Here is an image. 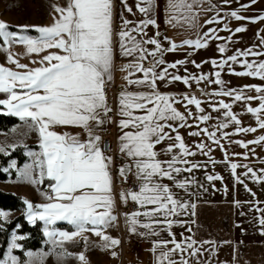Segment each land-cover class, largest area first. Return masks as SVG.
Returning <instances> with one entry per match:
<instances>
[{
  "label": "snow or ice",
  "instance_id": "6c2138e0",
  "mask_svg": "<svg viewBox=\"0 0 264 264\" xmlns=\"http://www.w3.org/2000/svg\"><path fill=\"white\" fill-rule=\"evenodd\" d=\"M121 2L127 12H133L127 0ZM207 2L209 0H166L167 23L174 28L196 31L201 27L198 23L199 14L210 12L215 7H203ZM223 2L227 5L230 0ZM255 3L256 0H250V4ZM157 6V0H137L135 7L145 19L133 23L122 18L120 31L116 34L120 54L133 58L125 66L129 69L128 76L142 74L136 79L126 77L127 83L146 88L144 91L125 90L119 96V119L116 121L120 130L119 152L126 158V162L119 167V176L124 182L128 181L130 175L137 181L136 188L122 191L120 198L125 204L131 201L139 206L137 210L126 214L130 232L135 234L140 228L145 230L139 232L140 235L157 237L160 235L159 230L168 232L169 239L153 241L151 251L155 254L154 264H190L191 259H195L196 264H206L200 258L205 253L215 252V242H198L192 236L183 237L179 241L176 239L175 233L171 231L173 225L179 223L183 226L186 222L174 218L187 215L189 208L193 209L192 214L195 215V204L179 199L164 181H171L177 188L184 190L196 184L197 181L191 174L206 165L194 162L190 157H195L198 153L210 157L213 151L211 144L224 150L222 140L237 143L245 149L250 144L264 143V134L247 142L229 139L232 135L256 133L258 128L264 129V84H246L240 88H232L222 79V73L227 69L230 75L254 77L264 81V59H248L264 57V50H257L264 48V36H259L258 33V45L237 48L233 54L225 56L232 35L246 29L242 26L230 29L226 18L217 12L206 19L204 24H223V29L232 35L221 37L218 35L220 29L209 27L202 33L196 31L195 39H185L182 42L190 48L202 49L207 48L211 40L224 41L217 46V51L221 54L219 59L211 58L202 62L210 64L212 71L199 75L188 73L187 68H184L185 75L169 72V69L178 70V66L189 63L187 59L169 64L158 59L151 66L145 67L144 61L149 56L155 57L157 53L176 51L178 48L175 42H170V46L164 49L160 40L147 37L146 29L157 26V21L153 18ZM249 6L242 4L241 9ZM56 12L59 16L50 26L34 28L38 34L36 36L27 34V25L18 26L19 31H11V26L0 20V38L4 45L24 44L29 54H39L46 49H58L62 53L49 52L38 62L33 61L39 66L29 67L21 64L9 51L8 62L24 71L0 64V94L6 97L0 99V106H3L0 112L18 117L29 131L38 133L40 151L28 153L33 161L20 175L32 184H43L46 179L50 183L48 192L44 193L46 203L34 205L24 200L28 222H43L44 235L54 249H60L58 258L74 256L81 264H87L84 252L71 253L64 248V243L73 241L76 237L86 240L83 237L85 232H92L100 237L101 246L105 250L121 243L104 231L117 219L114 214L113 177L110 171L113 157L102 150V137L97 133V129L106 122H112L110 113L113 109L107 104L105 86L112 79L113 2L69 0L67 7H57ZM228 16L236 21L248 20L253 23L264 20V15L246 17L239 10L230 11ZM155 36H159V32ZM145 45H153L154 50L149 51ZM191 63L195 68H201L200 63ZM237 64L242 70L237 71L233 67ZM164 81L169 84L181 82L189 86L192 82L217 85L218 90L205 95L228 97L231 102H225L224 99L209 100L208 108L211 111H207L202 106L203 101L195 95L184 94L177 97L160 92L158 82ZM253 91L257 95H248ZM252 101H258V106L252 107ZM237 102H242L246 112L254 116L256 127L242 126L238 114L233 111V105ZM177 104L183 105V112L178 110ZM191 106H194L195 111ZM213 113L219 115L214 116ZM214 120L215 124L209 123ZM230 126L233 131H225ZM57 127L82 128L87 139H82L79 134L59 133L54 130ZM181 129H195L189 131L188 136L203 135L206 140L202 138L189 145L181 134ZM10 147L15 148L16 145ZM0 153L7 154L6 149L0 147ZM224 154L234 175L238 167H245L247 171L244 176L250 175L256 182H264V169L258 174L248 165L232 163L226 150ZM243 155L247 158V153ZM208 163L215 164L216 161L210 158ZM11 167H15V164ZM34 170L37 171L35 176ZM2 171L8 172L9 169L4 168ZM184 173L189 175L183 176ZM206 178L208 181L222 179L219 175H207ZM237 181L243 183L239 177ZM245 188L247 189V185ZM248 191L251 192L250 189ZM259 204L260 202H255L253 210L262 213L258 224L261 234H264V207ZM0 216H6V213L0 211ZM57 221H66L75 230L58 231L53 227ZM187 231L191 232L192 229L189 227ZM24 239L23 235L13 233L7 254L0 258V264H21L19 258L13 255V250L21 248L18 241ZM26 255L29 259L25 264H33L34 256H43L32 252H27ZM112 255L115 256L116 252L113 251Z\"/></svg>",
  "mask_w": 264,
  "mask_h": 264
},
{
  "label": "crops",
  "instance_id": "0c3cea01",
  "mask_svg": "<svg viewBox=\"0 0 264 264\" xmlns=\"http://www.w3.org/2000/svg\"><path fill=\"white\" fill-rule=\"evenodd\" d=\"M112 2L114 54L111 72L112 79L107 82L106 87H113L119 91H144L146 90L144 86L129 85L125 79L126 77L129 79H136L141 77L142 74L135 73L131 77L128 76L129 69L125 66L128 65L133 58L124 57L120 54L116 34L120 31L122 18L137 23L145 19V17L143 14L139 13L135 7L137 0H127L128 6L133 9L132 13L125 10L121 0H112ZM242 4H249L250 6L247 9H241ZM157 5L153 13V18L157 21V26H149L148 29H146L147 37H154L160 40L162 48L164 49L170 46V42H175L178 48L176 51H164L162 54L157 53L155 57L149 56L144 61L145 67L151 66L154 61L158 59H163L166 64L187 59L190 61L189 63L178 66V70L169 69V72L185 75L184 68H187L188 73L199 75L212 71V66L210 64L202 62L211 58L219 59L221 54L218 53L217 46L224 43V41L211 40L209 41L208 47L202 49L190 48L183 45L182 42L185 39H195L196 31L202 33L209 27L220 29L218 35L221 37L227 38L229 35H232V33L223 29V24H204L206 19L216 15L217 12L226 18V22L230 29L234 30L237 26H242L246 29L244 32L232 35V41L228 43V52L224 54L225 56L233 54L237 48L245 49L250 46L258 45L259 36H264V20H256V22L253 23L248 20L236 21L228 16V13L233 10H239L240 14L246 17L264 15V0H256L255 4H250V0H230V3L227 5L224 4L223 0H209L203 7L208 8L211 7V5H215V7L212 8L210 12H201L199 14L198 23L201 27L196 31L172 27L167 23L166 0H157ZM157 32H159V36H155ZM258 33L259 36L257 35ZM165 37H167V39H165ZM145 47L149 51L154 50L153 45H145ZM257 50H264V48ZM248 59H264V57H249ZM191 61L200 63L201 68H195ZM233 67L237 71L242 70L241 66L238 64L233 65ZM222 79L226 82L228 87L232 88H240L246 84H255L258 86L264 84V81L258 78L230 75L227 69L222 73ZM218 88L219 86L208 84L207 82H192L190 86L184 85L181 82L171 84L167 81L158 82V90L162 93H168L177 97L184 94L195 95L198 99L203 101L202 106L205 107L207 111H211V109L208 108L209 100L224 99L225 102H231L228 97H207L205 95V93H211L214 90H218ZM248 95L255 96L257 94L253 91L249 92ZM119 96L120 94L116 96L112 102L107 103L108 106L113 109L112 113H110L112 122H106L97 129V133L101 135L103 139L109 129H112L113 132V147L116 153V159L113 163L118 165H116L115 175H112L113 165L110 171L113 177V197L115 200L114 214L117 216V219L110 226L106 227L104 231L105 234L115 236L119 240L121 236H124V249L121 252L120 247L118 252L117 246H115L113 249H116L117 254L112 257L104 258L100 264H154L155 254L151 251L153 241L158 239H169L168 232L159 230V237L142 236L139 232L145 230L138 228V232L134 234L130 232L128 224L126 223V214L128 213L120 215L116 213L117 210H122L129 205H134L137 209L139 207L131 201L125 204L120 198L122 190L120 187L114 186V184L117 185L121 180L118 171L119 167L122 163L126 162V158L119 152L118 137L120 135V130L116 122L119 119ZM258 103V101H252L251 106L256 107ZM176 107L181 112L184 111L182 104H177ZM191 107L193 111H195L194 106ZM233 111L238 114L242 126H257L254 116L246 112L245 105L242 102L235 103L233 105ZM213 115L217 116L219 114L213 113ZM209 123L215 124L216 121L214 120ZM204 126L206 125H201V127ZM54 130L59 133L68 132L73 135L79 134L82 139H87L86 132L79 127H57ZM192 130L195 129L180 130L187 144L192 145L202 138L206 140L203 135L201 137L188 136V132ZM225 131L232 132L233 127L230 126V128ZM262 134H264V129L258 128L256 133H240L230 136L229 139L232 141L239 140L247 142L255 140L257 136ZM36 135L37 148L38 151H40L38 133ZM221 143L224 145V150L211 144L213 151L210 157L203 156L199 153L195 157H190L192 161L201 165H206V167L194 170L191 174L195 177L197 181L196 184H192L187 190H184L177 188L171 181H164V183L170 185L179 199L187 201L189 204H195V215L192 214L193 209L189 208L187 215L175 217L174 219L186 223L183 226L179 223L174 224L171 231L175 233L178 241L187 236H192L198 242L204 240L214 241L215 252L205 253L204 256L200 258L202 261H205L206 264H264V234H261L260 225L258 224V218L262 213L253 210L255 202H260L259 206L264 207V182L258 183L251 179L250 175L248 177L244 176V173L247 171L245 167H238L234 175L230 163L225 161L224 154L226 150L232 163L248 165L259 174L260 170L264 169V143L250 144L247 149L241 147L237 143H229L228 140H222ZM249 149H251V151ZM243 153H247V158H245ZM210 158L216 161V163H208ZM188 175V173L183 174V176ZM207 175H219L222 179L208 181L206 178ZM183 176L180 178H183ZM129 177L137 184L135 177L131 175ZM237 177H239V180H242L243 183H239ZM44 183L46 188L43 190L48 192V184L50 181L46 179ZM245 185H247V189ZM248 189H250L251 192H249ZM252 193H255V195L253 196ZM142 222L145 221L142 220ZM59 223L70 225L66 221H59ZM71 226L74 228L73 225ZM189 227L192 229L191 232L187 231ZM84 234L96 236L92 232H85ZM181 234H183V236ZM169 247H171V245H169ZM190 264H196V260L191 259Z\"/></svg>",
  "mask_w": 264,
  "mask_h": 264
},
{
  "label": "rangeland",
  "instance_id": "374dc122",
  "mask_svg": "<svg viewBox=\"0 0 264 264\" xmlns=\"http://www.w3.org/2000/svg\"><path fill=\"white\" fill-rule=\"evenodd\" d=\"M68 0H0V20L7 22L11 28V31H19L18 26L27 25L29 26L27 34L31 36L38 35L34 28L39 26H50L56 18H58L59 13L56 12L57 7H67ZM2 39V38H1ZM3 41V40H2ZM9 51L12 56L19 60L21 64H26L29 67L39 66L38 63H33V61H39L43 55L49 54V52L60 53L58 49H46L42 53H31L27 52V47L24 44L20 43H11L8 45L0 46V64L12 68L17 71H24V69H17L14 64H10L7 60V56ZM62 54V53H60ZM6 98L3 94H0V99ZM3 106H0L2 108ZM2 113V112H0ZM12 116V115H10ZM15 117V116H14ZM18 118V117H17ZM37 132L29 131L24 123L15 128L10 134L4 135L0 134V147H4L7 150H12L10 146L15 144V148H24V154L28 158V162L24 164L18 170V178L14 181H8L6 183H0V191L6 193H12L18 197H20L23 201L28 200L29 202L35 204L46 203V199L44 193H46L41 187L42 184H32L26 179H23L20 173L26 168L27 165L31 164L33 161V157L29 156V152H39L38 149L35 150L34 147H37ZM5 154V153H1ZM10 168L14 170V167ZM33 175H37V171H33ZM46 188V187H45ZM20 214H24L26 217V208L24 211L14 214H7L6 216H0L1 221L9 222L13 220ZM27 219V217H26ZM28 221V220H27ZM43 229L44 224L42 221ZM59 221L53 226L56 228L58 226ZM68 225V224H63ZM71 226V225H68ZM72 227V226H71ZM58 230V229H57ZM62 231V230H58ZM44 233V232H43ZM13 235V234H12ZM11 235V237H12ZM45 236V235H44ZM11 237L9 240V245L11 242ZM86 237V240L82 237H76L73 241H67L64 243V248H66L69 252L78 254L80 252H84L87 258V264H100V262L104 258L112 257V252L116 249H108L105 250L102 245V240L98 236H88L86 234L83 235ZM116 238L115 236H111ZM124 236L120 237V244L117 245V249L121 247V252L124 249ZM47 249L39 250L37 252H32L34 254H43V256H34L33 264H81V262L73 257H61L58 258V252L60 249H54L51 243L48 241V238L45 236ZM8 245V247H9ZM8 247L5 255L7 254ZM17 249L13 250L14 252ZM4 255V257H5ZM29 258L25 255L24 261H20L21 264H25V262Z\"/></svg>",
  "mask_w": 264,
  "mask_h": 264
},
{
  "label": "trees",
  "instance_id": "16d2710c",
  "mask_svg": "<svg viewBox=\"0 0 264 264\" xmlns=\"http://www.w3.org/2000/svg\"><path fill=\"white\" fill-rule=\"evenodd\" d=\"M2 45L3 41L0 38V46ZM21 124L22 122L19 118L0 113V134L8 135ZM34 148L35 150L38 149L37 147ZM24 151V148H14L7 150V154L0 153V183L14 181L18 178V170L28 162ZM12 162L15 164L14 170L10 168ZM4 168H8L9 171L3 172L2 169ZM42 188L45 189L44 182ZM25 208L26 205L20 197L12 193L0 191V211L7 214H14L24 211ZM17 225L20 227L17 228ZM56 229L68 232L75 230L73 227L63 224L56 226ZM13 233L25 237L24 240L18 241L22 247L14 252L20 261H24L27 252H37L47 249L42 223L37 221L36 224H31L27 221L24 214H20L7 223L0 219V258H4L10 237Z\"/></svg>",
  "mask_w": 264,
  "mask_h": 264
},
{
  "label": "built area",
  "instance_id": "2783aa9c",
  "mask_svg": "<svg viewBox=\"0 0 264 264\" xmlns=\"http://www.w3.org/2000/svg\"><path fill=\"white\" fill-rule=\"evenodd\" d=\"M121 92L122 91H119L113 87H106L107 103L112 102L116 98V96H118ZM100 146H101L102 150L105 151L106 155H110L113 157V161L116 159V153H115V150L113 147L112 129H109L106 136L101 140ZM116 165H118V164L113 163L112 175L116 174ZM114 186L120 187V189L122 191H125V190H129V189H135L137 184L135 183V181L131 177H129L127 182L120 180V182L117 185L114 184ZM135 210H137V208L134 205H129V206H126L122 210H117L116 213H117V215H120V214H125V213H131L132 211H135Z\"/></svg>",
  "mask_w": 264,
  "mask_h": 264
}]
</instances>
